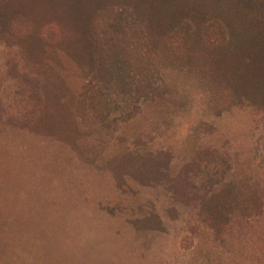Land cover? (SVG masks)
<instances>
[{
	"label": "rangeland",
	"instance_id": "rangeland-1",
	"mask_svg": "<svg viewBox=\"0 0 264 264\" xmlns=\"http://www.w3.org/2000/svg\"><path fill=\"white\" fill-rule=\"evenodd\" d=\"M61 4L3 8L0 264H264V107L172 64L139 109H106L87 25Z\"/></svg>",
	"mask_w": 264,
	"mask_h": 264
},
{
	"label": "trees",
	"instance_id": "trees-1",
	"mask_svg": "<svg viewBox=\"0 0 264 264\" xmlns=\"http://www.w3.org/2000/svg\"><path fill=\"white\" fill-rule=\"evenodd\" d=\"M9 2L0 0V31L6 26L3 8ZM58 10L67 19L71 11L87 25L76 31L93 46L95 78L108 110L129 103L139 109V102L159 89L164 69L172 64L198 72L200 84L213 97L249 100L257 109L264 107V72L252 58L262 50L256 48L260 37L264 48V0H62ZM6 38L14 41L12 35ZM12 64L16 70L11 69V75L26 82L39 107L40 79L18 73L16 60ZM80 112L85 122L100 128L85 107ZM5 113L6 103L0 97V121ZM8 122L25 125L29 120L9 117ZM261 139L256 156L264 166Z\"/></svg>",
	"mask_w": 264,
	"mask_h": 264
}]
</instances>
